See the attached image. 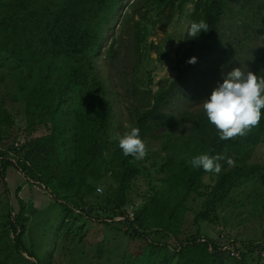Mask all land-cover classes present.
<instances>
[{
  "label": "trees",
  "instance_id": "16d2710c",
  "mask_svg": "<svg viewBox=\"0 0 264 264\" xmlns=\"http://www.w3.org/2000/svg\"><path fill=\"white\" fill-rule=\"evenodd\" d=\"M233 1L135 0L132 12L121 19V36L116 37L111 22L120 0H0V52L15 63L14 101L22 104L31 124L47 119L51 125L46 136L1 148L15 121L0 97V179L5 192H11L9 170L18 169L29 185L44 187L65 216L70 211L62 224L65 234L76 216L120 225L125 236L143 244L136 252L129 249L122 264H226L228 260L251 264L248 259L255 246L239 251L233 242L241 257L231 256L221 251L220 239L203 234L201 226L214 223L231 192L264 171V165L250 162L264 138V110L260 124L245 136L221 140L205 112L174 106V100L188 94L197 81L192 75L196 66L216 70V55L233 37L234 26L224 25ZM244 1L250 5L252 0ZM253 1L251 20L241 22L243 32L261 24L258 16L264 23V0ZM190 2V26L204 19L209 29L191 37L189 26L188 47L176 79L157 91L125 86L131 70L133 79H150L156 68L152 54L159 60L164 56L161 44L151 37ZM125 37L132 44L128 46ZM108 38L112 41L106 46ZM125 47L129 49L122 55ZM193 57L197 62L188 63ZM98 60L105 65L101 67ZM133 127L141 130L146 144L142 160L124 156L119 147L120 138ZM201 154L223 155L233 163L222 160L219 174L208 173L189 163ZM21 191L18 187L15 192L19 210L13 218L9 215L11 237L4 240L31 260L24 243L29 202ZM190 213L196 230L186 236ZM78 231L81 235V228ZM1 242L2 233L0 254L6 246ZM14 249L11 245L9 251ZM6 255L0 256V264H12V253ZM257 264H264L263 256Z\"/></svg>",
  "mask_w": 264,
  "mask_h": 264
},
{
  "label": "rangeland",
  "instance_id": "374dc122",
  "mask_svg": "<svg viewBox=\"0 0 264 264\" xmlns=\"http://www.w3.org/2000/svg\"><path fill=\"white\" fill-rule=\"evenodd\" d=\"M134 1L120 0L111 22V27L114 29L113 34L116 37L121 36V19L126 13L132 12L131 4ZM252 1L250 5H247L244 0L232 2V8L226 15L224 25L226 28L234 26L233 37L230 41L225 40L221 52L216 55V70L215 67L196 66L192 75H196L197 81L189 86L190 92L183 94L181 99L174 100V106L178 110L190 109L194 112H205L202 102L210 98L212 92L224 82L227 74L236 68L264 76V23L258 16L260 25H253L246 32H243L241 25V22H249L252 18L253 13L250 6L253 7L252 5L255 4ZM192 12L193 3H187L185 11L178 13L169 26L165 29L158 27L157 35L151 37L150 40L161 44L163 58L159 60L157 54L153 53L152 65H156V68L150 79L144 81L133 79L131 70L130 80L124 83L125 86L132 88L134 84H137L142 91L147 89L157 91L162 84L168 85L176 79L179 69L183 67L184 50L188 47L185 37L191 23L190 14ZM253 12L255 14V11ZM234 21L238 24L232 25ZM125 38L128 46L132 44L130 39ZM111 41L112 39L108 38L105 45L109 46ZM128 49L129 47L123 48L122 55ZM98 63L101 67L105 65L101 60H98ZM133 63L134 61L132 65ZM14 67V61L6 53L0 52V97L15 121V125L6 131L7 136L1 143V148L46 136L51 129L47 119L42 124H31L25 116L22 104L14 101L16 91ZM122 91L126 93V87H123ZM250 162L255 165H264V138L256 147ZM26 181V177L20 170L10 169L7 176V186L11 191L9 194L5 192L0 179V233L6 244L0 256L7 258L6 254L12 253V264H122L129 249L136 252L142 248L143 244L138 239L131 240L125 236L120 225H102L97 221L79 216L75 217L74 223L65 228L67 232L65 234L62 224L65 217L69 218L70 211L65 216V210L58 202L51 200V195L44 187L41 188L36 184L29 185ZM18 187H22L20 196L24 201L29 202L27 206L29 222L24 243L27 246L26 250L32 256L31 260L23 251L18 254L12 242L8 243L4 240L7 236L11 237L10 225H8L9 215L12 214L13 218L19 210L15 197ZM97 197L96 195L92 198V201H95ZM193 219L194 214L190 213L184 227L186 236L195 233L196 226L192 223ZM79 228H81V235H78ZM201 229L203 234L215 241L223 236L226 240L234 242L239 251L245 246H255L257 250L248 260L251 264H257V258L259 255L262 256V250H258L257 246L260 249L264 248V171L256 176V180L232 191L229 198L224 200L219 207L217 220L214 223L203 222ZM73 244L78 248H74ZM11 245L15 249L9 251ZM240 253L237 258L241 257ZM226 264L238 263L228 260Z\"/></svg>",
  "mask_w": 264,
  "mask_h": 264
},
{
  "label": "clouds",
  "instance_id": "9594fccd",
  "mask_svg": "<svg viewBox=\"0 0 264 264\" xmlns=\"http://www.w3.org/2000/svg\"><path fill=\"white\" fill-rule=\"evenodd\" d=\"M208 23L201 19L193 22L188 35L198 37L201 32L207 33ZM196 58L188 63L195 64ZM208 121L215 126L221 140L243 137L260 124L262 110H264V76L242 68L232 70L224 78V82L216 88L210 98L202 102ZM119 147L124 156H131L135 160H142L147 155L145 142L141 139V130L133 127L119 140ZM226 160L232 165L231 158L223 155L210 156L201 154L193 157L189 163L194 168H202L205 172L219 174L222 170L220 161ZM97 191H102L97 189ZM119 218L118 220H121Z\"/></svg>",
  "mask_w": 264,
  "mask_h": 264
},
{
  "label": "built area",
  "instance_id": "2783aa9c",
  "mask_svg": "<svg viewBox=\"0 0 264 264\" xmlns=\"http://www.w3.org/2000/svg\"><path fill=\"white\" fill-rule=\"evenodd\" d=\"M130 218L134 219V214L133 213H130ZM220 240H221L220 241V249H221V251L227 252L231 256L239 257V252L236 251L232 241L226 240L225 238H223V236H222V238H220ZM261 254L264 257V252H262Z\"/></svg>",
  "mask_w": 264,
  "mask_h": 264
},
{
  "label": "water",
  "instance_id": "95a60500",
  "mask_svg": "<svg viewBox=\"0 0 264 264\" xmlns=\"http://www.w3.org/2000/svg\"><path fill=\"white\" fill-rule=\"evenodd\" d=\"M118 219H116L115 221H117Z\"/></svg>",
  "mask_w": 264,
  "mask_h": 264
}]
</instances>
